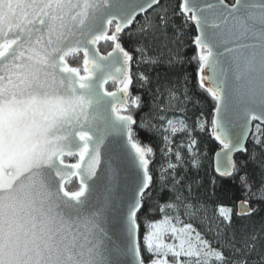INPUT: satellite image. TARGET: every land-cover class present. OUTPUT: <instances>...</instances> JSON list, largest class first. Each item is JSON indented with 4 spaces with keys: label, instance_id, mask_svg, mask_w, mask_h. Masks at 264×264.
Masks as SVG:
<instances>
[{
    "label": "snow or ice",
    "instance_id": "1",
    "mask_svg": "<svg viewBox=\"0 0 264 264\" xmlns=\"http://www.w3.org/2000/svg\"><path fill=\"white\" fill-rule=\"evenodd\" d=\"M0 264H264V0H0Z\"/></svg>",
    "mask_w": 264,
    "mask_h": 264
},
{
    "label": "trees",
    "instance_id": "2",
    "mask_svg": "<svg viewBox=\"0 0 264 264\" xmlns=\"http://www.w3.org/2000/svg\"><path fill=\"white\" fill-rule=\"evenodd\" d=\"M227 1L228 2H233V0H227ZM177 23H179V21H177ZM98 47H99L101 53H105L108 50H110V47L108 45L104 44V42H101L100 45H98ZM185 54L186 55H191V52L189 51V52H187ZM81 61H82V55L79 58H77L76 60H73L72 58H69V62L72 64V66H79ZM194 69H195L194 65L185 64L183 66H177V69L175 71L167 73L166 79L167 80H171V81H175L177 77H182L184 73H188L189 74V83L187 84V87L189 88V95H192L195 92V94L197 96H199L201 99H203V94L199 93L198 90L195 89V85H194ZM157 71H159L161 73V75L163 76L164 73L166 72V69L163 66H161V68L158 69ZM152 75H155V72H153ZM106 87L109 90H111L112 89L111 82L108 85H106ZM137 91L142 96L143 101L148 106H151L153 104V102H154L153 101V97L149 96L143 89L134 90V94H136ZM152 91H153V93H155L156 92V88L153 87ZM161 92H162V94L160 95L159 101H157V103H167L168 94L166 92H164L163 89H161ZM182 93H183V86H181V98H183ZM192 103L193 102H189L186 105V107L188 109H191L192 108ZM145 110H147V109H145ZM196 114L197 115L199 114V109H196ZM176 115H183V114L177 112ZM188 116H193L192 111L188 112ZM157 155H158V153H157ZM212 155L213 154L210 153L209 157H211ZM202 163H203V166H204V170H207L208 166H209V163H210V159L202 160ZM203 174H204V171L202 170L201 171V176H203ZM156 175H159V174L156 173ZM78 187H79V183L77 182L76 177H72L70 180H68L66 182V189L69 190V191L76 190V189H78ZM167 195H168L167 192H165L164 196L167 197ZM182 219H184L185 222H191L186 217H182ZM255 226L257 228L259 227V218H257ZM194 227H197L198 230L203 231V229L199 228V220L194 222ZM206 238L211 239L210 236H208Z\"/></svg>",
    "mask_w": 264,
    "mask_h": 264
},
{
    "label": "rangeland",
    "instance_id": "3",
    "mask_svg": "<svg viewBox=\"0 0 264 264\" xmlns=\"http://www.w3.org/2000/svg\"><path fill=\"white\" fill-rule=\"evenodd\" d=\"M65 159H66V162H69V163H74L75 162V158H73V157H66ZM70 179H68V180H70ZM76 190H78V189H76ZM76 190H73V191H76Z\"/></svg>",
    "mask_w": 264,
    "mask_h": 264
},
{
    "label": "water",
    "instance_id": "4",
    "mask_svg": "<svg viewBox=\"0 0 264 264\" xmlns=\"http://www.w3.org/2000/svg\"><path fill=\"white\" fill-rule=\"evenodd\" d=\"M233 2H234V0H233ZM226 3H232V2H228L227 0H226ZM108 51H110V50H108ZM107 52H105V53H101V54H106ZM67 163H69V162H67ZM70 178H72V177H69V179ZM77 179V182L79 183V180H78V178H76ZM67 190V189H66Z\"/></svg>",
    "mask_w": 264,
    "mask_h": 264
},
{
    "label": "flooded vegetation",
    "instance_id": "5",
    "mask_svg": "<svg viewBox=\"0 0 264 264\" xmlns=\"http://www.w3.org/2000/svg\"><path fill=\"white\" fill-rule=\"evenodd\" d=\"M112 90V89H111Z\"/></svg>",
    "mask_w": 264,
    "mask_h": 264
}]
</instances>
